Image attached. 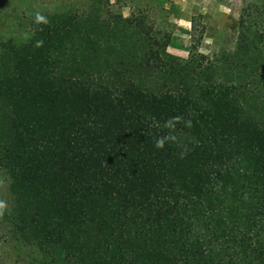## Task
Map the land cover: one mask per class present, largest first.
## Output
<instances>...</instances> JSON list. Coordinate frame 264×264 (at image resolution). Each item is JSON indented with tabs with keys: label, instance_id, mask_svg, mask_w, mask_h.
Listing matches in <instances>:
<instances>
[{
	"label": "trees",
	"instance_id": "trees-1",
	"mask_svg": "<svg viewBox=\"0 0 264 264\" xmlns=\"http://www.w3.org/2000/svg\"><path fill=\"white\" fill-rule=\"evenodd\" d=\"M109 2L0 37V264H264V7L205 65Z\"/></svg>",
	"mask_w": 264,
	"mask_h": 264
},
{
	"label": "rangeland",
	"instance_id": "rangeland-1",
	"mask_svg": "<svg viewBox=\"0 0 264 264\" xmlns=\"http://www.w3.org/2000/svg\"><path fill=\"white\" fill-rule=\"evenodd\" d=\"M35 1L0 0L1 38L16 29L20 9L34 6ZM41 1L47 8L58 9L74 2ZM252 4L264 7V0H110L108 7L124 16L144 14L150 22L161 27L167 24V30L172 33L168 46L171 54L187 59L189 49H196L206 56L204 64L212 65L220 60L222 52L233 49L237 39V21L243 9ZM6 187L4 176L0 175V197L6 196Z\"/></svg>",
	"mask_w": 264,
	"mask_h": 264
},
{
	"label": "clouds",
	"instance_id": "clouds-1",
	"mask_svg": "<svg viewBox=\"0 0 264 264\" xmlns=\"http://www.w3.org/2000/svg\"><path fill=\"white\" fill-rule=\"evenodd\" d=\"M159 146V145H158ZM0 206H2V205H0Z\"/></svg>",
	"mask_w": 264,
	"mask_h": 264
}]
</instances>
